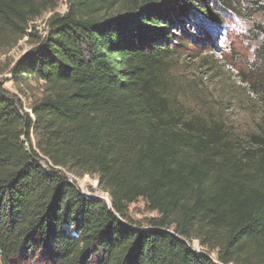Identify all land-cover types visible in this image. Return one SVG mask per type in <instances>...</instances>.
Returning <instances> with one entry per match:
<instances>
[{"label": "trees", "instance_id": "trees-1", "mask_svg": "<svg viewBox=\"0 0 264 264\" xmlns=\"http://www.w3.org/2000/svg\"><path fill=\"white\" fill-rule=\"evenodd\" d=\"M58 1L0 0V54L31 44L8 70L18 92L0 81V264H264V139L239 144L168 93L175 31L233 5ZM85 174L109 203L68 177ZM138 199L155 215L130 218Z\"/></svg>", "mask_w": 264, "mask_h": 264}, {"label": "rangeland", "instance_id": "rangeland-1", "mask_svg": "<svg viewBox=\"0 0 264 264\" xmlns=\"http://www.w3.org/2000/svg\"><path fill=\"white\" fill-rule=\"evenodd\" d=\"M233 8L221 12L217 21L186 25L177 33L181 44L176 48L170 69L168 93L188 115H198L222 123L237 143L251 145L256 137L264 139V0H228ZM66 0H59L56 10L63 12ZM45 12L30 22V31L44 35ZM31 44L20 39L6 53L0 54V81L12 93L17 89L9 80L11 65ZM19 94L26 110L32 95H38L40 83H21ZM85 195L107 197L96 175H68ZM136 221L155 215L143 199L127 207ZM190 246L202 251L199 241ZM215 259L216 253H210Z\"/></svg>", "mask_w": 264, "mask_h": 264}, {"label": "water", "instance_id": "water-1", "mask_svg": "<svg viewBox=\"0 0 264 264\" xmlns=\"http://www.w3.org/2000/svg\"><path fill=\"white\" fill-rule=\"evenodd\" d=\"M88 196H92V197H95V198H98V199H101V200H104L105 202L109 203V200L107 197H103V196H100V195H88Z\"/></svg>", "mask_w": 264, "mask_h": 264}]
</instances>
